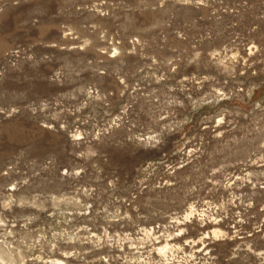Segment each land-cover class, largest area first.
<instances>
[{
    "label": "rangeland",
    "instance_id": "1",
    "mask_svg": "<svg viewBox=\"0 0 264 264\" xmlns=\"http://www.w3.org/2000/svg\"><path fill=\"white\" fill-rule=\"evenodd\" d=\"M0 245L264 264V0H0Z\"/></svg>",
    "mask_w": 264,
    "mask_h": 264
},
{
    "label": "bare ground",
    "instance_id": "2",
    "mask_svg": "<svg viewBox=\"0 0 264 264\" xmlns=\"http://www.w3.org/2000/svg\"><path fill=\"white\" fill-rule=\"evenodd\" d=\"M190 209H192L191 207H190ZM193 211V209L192 210H190L188 213H187V215L186 216H188V215H190L191 213H193L192 212ZM192 215V214H191ZM190 215V216H191ZM189 218V217H188ZM182 229V228H181ZM142 230H144V232H145V234H150L149 233V229H146V228H144V229H142ZM152 231V230H151ZM181 231V230H180ZM214 233H215V235H216V232H218V231H213ZM219 232H220V229H219ZM222 232V231H221ZM143 233V232H142ZM167 234V233H166ZM177 234H179V233H177ZM168 235H170V234H168ZM149 236V235H148ZM208 236V235H207ZM217 236V235H216ZM169 237H171V236H169ZM166 239H169L168 237L166 238ZM163 242V241H162ZM173 244V243H172ZM3 245V244H2ZM158 246V247H157ZM156 246V248H158V251L159 252H161V253H164L166 250H168L169 248H172L173 249V247H171V245H170V243L166 240L164 243H161V244H159V245H157ZM173 246V245H172ZM4 247V246H3ZM1 245H0V260L1 261H3L2 259H4V261L6 260L7 261V259L6 258H4L5 256L6 257H10V255L8 254L9 252H7L6 250L7 249H4ZM7 248L9 247V246H6ZM5 247V248H6ZM14 250V249H13ZM17 251V250H16ZM16 251H14V252H16ZM170 251H171V249H170ZM14 252H13V255H14ZM18 252H16V254H17ZM168 253V252H167ZM16 254H15V256H16ZM13 255H11V257H14ZM19 255V254H18ZM164 255H165V253H164ZM11 257H10V259L9 260H11ZM17 258H18V256H16ZM19 257H20V255H19ZM13 260H14V258H12ZM23 259V258H22ZM21 258L20 259H18V260H22ZM50 259V258H49ZM12 260V263H10V264H19V263H17L16 262V259H15V262ZM47 260V259H46ZM45 260V261H46ZM52 259H50V261H51ZM1 261H0V263H1ZM4 261H3V263H4ZM48 262H49V260H47ZM10 262V261H9ZM14 262V263H13ZM23 262H24V259H23ZM47 262V263H48ZM52 262H53V264H62V262H64V261H62V260H60V259H53L52 260ZM3 263H1V264H3ZM7 263V262H6ZM20 264H22V262L20 263Z\"/></svg>",
    "mask_w": 264,
    "mask_h": 264
}]
</instances>
